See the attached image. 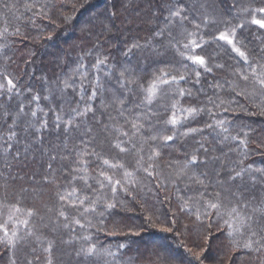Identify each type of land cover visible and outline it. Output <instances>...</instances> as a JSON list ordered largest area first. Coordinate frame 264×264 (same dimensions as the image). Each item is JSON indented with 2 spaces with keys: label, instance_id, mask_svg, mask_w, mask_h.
I'll list each match as a JSON object with an SVG mask.
<instances>
[{
  "label": "snow or ice",
  "instance_id": "6c2138e0",
  "mask_svg": "<svg viewBox=\"0 0 264 264\" xmlns=\"http://www.w3.org/2000/svg\"><path fill=\"white\" fill-rule=\"evenodd\" d=\"M55 2L0 0L5 65L16 43L10 38L22 36L25 25L37 27V18L52 21ZM91 4L80 0L78 9ZM132 16L156 27L143 43L134 39L119 49L125 62L118 65L111 51L99 50L119 32L116 21L132 25ZM73 20L64 15L57 27ZM80 31L92 41L86 55L96 50L94 61L81 56L70 72L42 77L43 92L0 70V264H121L126 245L113 251L97 236L118 232L105 219L127 211L129 198L142 201L147 190L160 199L170 186L175 210L165 195L172 219L159 231L184 236L182 217L202 229L204 247L184 246L194 258L188 264L212 259L214 232L238 253L231 264L245 257L264 264V167L245 162L255 129L241 123L264 117V0H106ZM148 49L158 66L142 75L129 62ZM169 51L174 62L162 59ZM209 133L218 147L209 148ZM159 219L149 214L147 226ZM143 228L123 234L139 236ZM141 259L184 264L166 249Z\"/></svg>",
  "mask_w": 264,
  "mask_h": 264
},
{
  "label": "trees",
  "instance_id": "16d2710c",
  "mask_svg": "<svg viewBox=\"0 0 264 264\" xmlns=\"http://www.w3.org/2000/svg\"><path fill=\"white\" fill-rule=\"evenodd\" d=\"M105 2L106 0H92V4L88 9H78L80 0H56L55 6L50 12V15L53 17L52 21L37 18V27L25 25L21 29L22 36L10 38V40L16 41L12 46V51L9 53L12 56V60L8 61L6 65L3 60H0V70H6L14 77L19 78L22 88L26 89L31 85L34 91L43 92L44 85L41 80L42 77L52 79L55 76L70 72L81 56H84L85 62L90 65L95 59L96 50L93 51L92 56L86 55L88 49L92 47V41L84 40L80 30L85 27L86 22L95 12L103 9ZM74 4L77 7H73ZM62 8L66 10L62 11ZM0 11L5 10L0 8ZM64 15L74 16L73 23L71 25L57 27L56 21ZM132 20V25H123L120 23V20H117L116 24L119 32L114 30L112 33V42L108 44L106 49L99 50L102 52L111 51L113 54L111 57L112 62L118 65H123L125 62V57L120 54L119 49H123L134 39H139L143 43L151 34L150 28L156 27V24L149 25L146 19L144 22H141V17L139 16H132ZM159 20L162 21V16ZM137 24L139 25L138 27ZM129 27L132 28V31L128 30ZM96 30H98V26ZM49 35L52 36L50 40L47 39ZM245 36L248 37L252 45L259 44V40L255 38L254 33L250 34L245 32ZM150 51L151 49H148L145 52V58L134 56L129 62L132 66H138L142 75L153 71L158 66L157 60L148 56V52ZM33 52L35 55H30ZM222 58L227 59L226 56ZM162 59L164 61L174 62L178 58L169 51ZM26 61H30V63H26ZM209 79L211 78L209 77ZM43 103L46 104L47 102ZM97 107H99V103H97ZM201 119L207 120L208 117L202 116ZM198 123L199 121L192 122V126H196ZM241 123H251L255 129L251 134V143L249 144V149L252 154L245 162L251 163L255 167H264V146H261L264 145V131H262L264 130V117H244ZM51 138L55 140L54 133ZM213 139L214 137L209 133V148L218 147V145L212 142ZM187 143L188 151H191L195 146L194 142L190 140ZM0 168H2V162H0ZM35 168L36 166L33 165L32 170H35ZM174 192L175 190L170 186L169 191L167 193L161 191L160 199H157L153 193L145 190V193L142 194V201L132 202L129 198L128 203L125 205L128 209L127 211L117 209L113 215L105 219L104 226L109 231L115 227L118 229V232L116 235H105L101 232L97 236L104 246L111 247L113 251H117V245L120 243L126 245L119 252L121 264H133V262L135 264H143L141 257L159 249L168 250L178 260H183L184 264H188V261L194 258L185 251L184 246L192 248L193 251H196L198 246H205L202 238V229L190 223L186 217H182L180 221L181 227L185 223L189 226L184 236H173L172 234L159 231L161 225L172 219L171 212H169L170 205L166 200L163 202L161 200H163L165 195L171 196V207L175 210L176 200ZM44 199L47 200L48 196L46 195ZM26 204L29 207H41L39 202H33L31 200L26 201ZM151 213H155L160 218L156 227L147 226L146 217ZM140 225H144V228L140 230L141 234L139 236H126L123 234L124 232L139 229ZM43 231L46 232L47 230L43 229ZM215 237L216 233L214 232L211 252L208 254L212 259L207 264H231L230 256L238 255V253L229 251V245L223 237L219 240ZM181 241L183 242L182 245ZM243 264H253V262L245 257ZM254 264H259V262L255 261Z\"/></svg>",
  "mask_w": 264,
  "mask_h": 264
}]
</instances>
